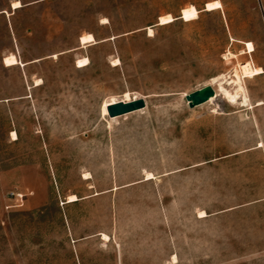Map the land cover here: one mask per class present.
Masks as SVG:
<instances>
[{
    "label": "rangeland",
    "instance_id": "374dc122",
    "mask_svg": "<svg viewBox=\"0 0 264 264\" xmlns=\"http://www.w3.org/2000/svg\"><path fill=\"white\" fill-rule=\"evenodd\" d=\"M213 1L0 0V264H264V74L212 82L264 70V0Z\"/></svg>",
    "mask_w": 264,
    "mask_h": 264
},
{
    "label": "bare ground",
    "instance_id": "6f19581e",
    "mask_svg": "<svg viewBox=\"0 0 264 264\" xmlns=\"http://www.w3.org/2000/svg\"><path fill=\"white\" fill-rule=\"evenodd\" d=\"M20 7H21V4L18 1L14 2L12 4L13 9H18ZM222 8H223V5H221L220 1L217 0V1H213L211 3L206 4L205 11L213 12V11H218L219 9H222ZM182 14H183V17L181 18V20H183L185 22H189V21L197 19L200 12L195 7L191 6L189 8L183 9ZM175 21H176V19L173 18L171 15H166L160 19L159 25L164 26V24H169V23H172ZM149 33L152 35L153 30L149 29ZM93 43H96V41H95L94 36L91 34L84 35V36L80 37V44L83 47L90 46ZM245 46H246V52H248V53L254 52V47H253L252 43L247 42V43H245ZM241 53H244V52H241ZM234 58H236V56L230 52L225 56V59H227V60H231ZM116 61L118 62V60H116ZM232 61H234V60H232ZM18 63H19L18 59L14 54L7 56L4 60V64L8 67L19 65ZM76 63H77L76 65L78 68H84V67L89 66V64H90L88 58H86V57L78 59L76 61ZM261 74H264V70L261 67H254L252 62H247V63L239 64V70L235 69V72L231 78L227 79L226 77L222 78L219 76V78L213 79L212 82H217L219 80L225 79L224 81L220 82V90H221L222 94L224 95V99L234 98V95H232V93L225 87V85H234V87L236 89V94L237 95L243 94L244 95L243 103L245 105H247L249 103V99H248L247 95L245 94L244 80L245 79H253L256 76L261 75ZM211 86H212V84H211ZM213 99H214V97H212L209 101H212ZM130 102H132V101H130ZM11 136H13V138L15 140L17 139L16 133L13 132ZM75 199H76L75 197H70V201H75Z\"/></svg>",
    "mask_w": 264,
    "mask_h": 264
},
{
    "label": "water",
    "instance_id": "95a60500",
    "mask_svg": "<svg viewBox=\"0 0 264 264\" xmlns=\"http://www.w3.org/2000/svg\"><path fill=\"white\" fill-rule=\"evenodd\" d=\"M259 4H260V0ZM262 7V4H261ZM5 12V11H3ZM183 14L175 18L177 20H181ZM215 91L211 86H206L199 91L191 93L187 95V101L190 109H194L196 107L202 106V104L207 103L212 97H215ZM146 106L145 101L142 99L134 100L130 103L119 102L113 104V106L108 107V115L110 118L124 116L126 114H130L131 112L138 111L144 109Z\"/></svg>",
    "mask_w": 264,
    "mask_h": 264
},
{
    "label": "crops",
    "instance_id": "0c3cea01",
    "mask_svg": "<svg viewBox=\"0 0 264 264\" xmlns=\"http://www.w3.org/2000/svg\"><path fill=\"white\" fill-rule=\"evenodd\" d=\"M3 13L5 14V13H7L6 11L5 12H1L0 13V15L2 14L3 15ZM5 58V57H4ZM4 199H5V197H4ZM2 203H3V196H2V194L0 193V213L2 212Z\"/></svg>",
    "mask_w": 264,
    "mask_h": 264
},
{
    "label": "built area",
    "instance_id": "2783aa9c",
    "mask_svg": "<svg viewBox=\"0 0 264 264\" xmlns=\"http://www.w3.org/2000/svg\"><path fill=\"white\" fill-rule=\"evenodd\" d=\"M17 196H18V198H19L20 200L23 199V196H22V195H17Z\"/></svg>",
    "mask_w": 264,
    "mask_h": 264
}]
</instances>
